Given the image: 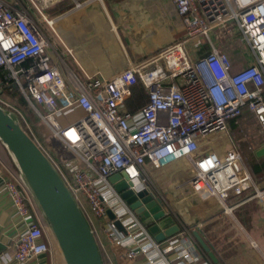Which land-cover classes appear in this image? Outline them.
<instances>
[{"label":"built area","instance_id":"1","mask_svg":"<svg viewBox=\"0 0 264 264\" xmlns=\"http://www.w3.org/2000/svg\"><path fill=\"white\" fill-rule=\"evenodd\" d=\"M170 1L182 22L181 39L142 62L130 63L112 78L88 76L80 81L70 74L66 81L47 51L50 45L42 28L43 21L49 22L46 16L34 17L26 8L0 0V106L24 120L20 110L1 97L4 88L15 83L35 117L69 152L65 158L57 154L62 158L57 161L31 135L85 216L98 249L105 253L103 264L112 261L88 210L98 218L108 244L120 249L121 260L192 264L203 257L193 242L195 228L183 227L156 241L115 190L109 180L112 175L124 174L126 189L135 194L144 189L155 193L165 216H171L172 210L164 195L155 192L146 162L158 169L188 159L194 172L188 182L192 194L202 201L216 199L232 217L236 207L264 194L235 143L224 156L197 152L199 138L227 132L228 122L245 112L253 115L264 142V0ZM232 23L253 58L233 72L232 59L211 39L217 28L223 36L232 35ZM194 48L197 54L190 59L187 52ZM137 82L144 86L148 100L130 112L124 103ZM74 108L82 109V116L59 124L57 115ZM0 165L6 172L4 187L14 213L25 225L13 243V253L3 251L0 260L26 264L48 252L45 226L24 177L1 160ZM106 209L115 219L109 218ZM114 220L125 232L116 229Z\"/></svg>","mask_w":264,"mask_h":264},{"label":"crops","instance_id":"2","mask_svg":"<svg viewBox=\"0 0 264 264\" xmlns=\"http://www.w3.org/2000/svg\"><path fill=\"white\" fill-rule=\"evenodd\" d=\"M77 3L79 6H76ZM10 5L14 8H26L34 17L41 13L46 16L49 22L43 21L42 28L50 45L48 49L57 58V64L53 63L66 81L70 74L80 81L88 76L112 78L130 63L150 58L184 35L182 22L170 0H13ZM228 56L234 66L238 59L232 53ZM247 58L249 64L253 59L250 55ZM238 64L239 68L245 66ZM144 91L146 94L145 88ZM147 100L146 95L138 107ZM136 103L129 94L124 107L127 110L135 109ZM82 114V109L74 108L57 115L56 119L63 125ZM57 142L59 143L58 140ZM217 142H222L223 147L218 146ZM232 143L237 145L242 155L245 154L242 146H246L255 161L264 162V155L255 154L258 148L264 146V142L256 132L253 115L247 112L231 119L227 132L199 138L197 152L215 151L224 156ZM52 149L56 157L59 154L65 158L58 148ZM7 157L8 152L0 143V160L11 169ZM61 157L57 159L61 161ZM183 159L190 163L188 159ZM243 159L257 186L264 190V177L257 180L246 163L245 155ZM176 161L158 169L146 162L145 169L149 166L156 172L159 170L156 182L150 178L156 187L155 192L158 194L160 191L168 201L173 224L179 229L195 228L191 232L193 242L202 250L203 257L192 264H213L196 241L194 232L199 233L221 264H264V194L236 207L232 217L223 212L216 199L202 201L192 194L188 184L192 176L175 167L173 171L162 170ZM6 178V172L0 165V254L3 251L13 253V243L25 227L24 222L14 213L7 196L4 187ZM28 193L35 211H40L29 189ZM97 231L112 264H146L143 260H121L120 249L108 244L103 232L98 228ZM44 232L43 240L48 245V252L26 264H67L46 220ZM104 254H101L102 257ZM178 262L174 260L171 264ZM0 264L4 263L0 260ZM7 264L18 263L10 261Z\"/></svg>","mask_w":264,"mask_h":264},{"label":"water","instance_id":"3","mask_svg":"<svg viewBox=\"0 0 264 264\" xmlns=\"http://www.w3.org/2000/svg\"><path fill=\"white\" fill-rule=\"evenodd\" d=\"M12 4L13 0H3ZM8 87L17 90L16 84ZM0 140L24 177L40 212L54 232L67 264H103L93 232L80 211L72 194L57 173L50 159L22 129L10 112L0 106ZM256 156L264 155V146L256 150ZM124 174L110 176L115 190L125 199L129 208L139 217L151 235L158 242L179 230L173 224L172 216H165L160 208V198L146 189L137 194L126 189ZM110 219H115L112 211L106 209ZM117 230L125 232L118 220H114ZM194 237L213 264H221L198 232Z\"/></svg>","mask_w":264,"mask_h":264},{"label":"rangeland","instance_id":"4","mask_svg":"<svg viewBox=\"0 0 264 264\" xmlns=\"http://www.w3.org/2000/svg\"><path fill=\"white\" fill-rule=\"evenodd\" d=\"M231 27L233 28V32H234L232 35L223 36L220 29L217 28L211 32V39L214 41L216 46L218 48H220L222 51H224L227 55L232 53L233 55L236 56V58L238 60L236 61V64H234V66L230 69V71L233 72L234 70H237L239 68L238 63L246 65L249 61V58H247V56L248 55L251 56V54H250V51H249L248 47L246 46V44L239 39V37H240L239 30L236 28L235 24L232 23ZM47 51L51 57L52 62L56 63L57 58L53 55L51 49H47ZM196 51H197V49L194 48V49L187 52L190 59L192 57H194L193 56L194 54H197ZM251 58H252V56H251ZM1 97L5 100H8L9 102H12L14 105L16 104L14 102L16 99L18 100V102H20V105L18 107H19V110L24 117V120H26V121L24 122V120H21V118L17 114L13 113L12 116L14 117L15 120H17L19 122V124L21 125V127L25 131V133H27L30 137H31V135H34V137L37 139V141L40 143V145L43 147V149L46 150V152L51 157L55 158L58 161L57 157L55 156V154L53 152V149H52L53 147L58 148L59 149L58 151L61 152V155L64 154L65 157L69 156V152L65 150V148L62 146V144L60 142L58 143L57 139L52 137L48 126L45 123H43L41 120H38L35 117L34 113L31 112V109L28 108L29 106H27L26 104H23L20 97L11 98L7 93L6 94L3 93L1 95ZM217 144H218V146L223 147L222 142H217ZM242 150H243V152H245V154H243V156L245 155V158H246L245 160L247 162H249V164H251V162L253 161V158H252L253 156H252L251 151H249L246 148V146H244V147L242 146ZM62 152H64V153H62ZM184 160L185 159L182 158V159H180V161H176V163L170 164L169 166H167L166 168H163L162 170L173 171V169L175 167V168H179L181 172H183L189 176H193L194 172H193L192 165L188 162H185ZM146 171H147V173H149L150 177L156 182V174H158L159 170L156 172V170H152L149 166H146ZM88 212L90 213L91 218H92L96 228H98L99 231H102V230H100L99 220L96 217V215L93 212H91L90 210H88ZM36 214H38L41 222L45 226V216L40 211H37V210H36Z\"/></svg>","mask_w":264,"mask_h":264},{"label":"trees","instance_id":"5","mask_svg":"<svg viewBox=\"0 0 264 264\" xmlns=\"http://www.w3.org/2000/svg\"><path fill=\"white\" fill-rule=\"evenodd\" d=\"M3 93H7L11 98H13V97H15V98H17V97H20V99H21V101L23 102V104H26L27 106H29L28 105V103L26 102V101H24V99L22 98V96L20 95V93L17 91V90H14L13 88H11V87H8V86H6L5 88H4V90H3ZM130 95H131V97H132V99L133 100H135L137 103L135 104V106L139 109L140 107H142L144 104H142L141 106H139L138 107V105L140 104V102H141V100L144 98V96L146 97V94H145V91H144V86L142 85V83L141 82H137V84L134 86V87H132L131 88V90H130ZM16 104H15V106L19 109V105H20V102H18V100L16 99L15 101H14ZM29 108V107H28ZM137 108H135V109H131V110H129L130 112H136V111H138V109ZM30 109V108H29ZM31 112H32V110H31ZM0 143L2 144V146H3V148H4V150H6L7 151V149H6V147L4 146V144L1 142V140H0ZM8 152V151H7ZM7 158H9L8 159V165H9V167L16 173V174H18L19 173V171H18V169H17V167H16V165H15V163H14V161H13V158H11V156H10V154H9V152H8V157ZM253 158V157H252ZM246 163H247V165L249 166V168H250V170H252V173L256 176V178H257V180H259L261 177H264V162H257V161H255V159L253 158V161L251 162V164H249V162H247L246 161ZM37 211H38V209H37ZM104 264H105V262H104Z\"/></svg>","mask_w":264,"mask_h":264}]
</instances>
